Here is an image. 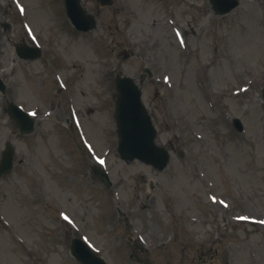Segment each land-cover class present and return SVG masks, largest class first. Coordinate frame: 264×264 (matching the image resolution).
<instances>
[{
    "label": "rangeland",
    "instance_id": "rangeland-1",
    "mask_svg": "<svg viewBox=\"0 0 264 264\" xmlns=\"http://www.w3.org/2000/svg\"><path fill=\"white\" fill-rule=\"evenodd\" d=\"M81 1L97 18L87 34L63 0H0V158L16 149L0 181V264H80L73 238L108 264H264V0L223 16L209 0ZM23 44L41 57L21 60ZM115 74L143 92L171 154L163 172L119 159ZM8 101L36 116L33 135Z\"/></svg>",
    "mask_w": 264,
    "mask_h": 264
},
{
    "label": "water",
    "instance_id": "water-1",
    "mask_svg": "<svg viewBox=\"0 0 264 264\" xmlns=\"http://www.w3.org/2000/svg\"><path fill=\"white\" fill-rule=\"evenodd\" d=\"M67 14L74 26L80 31H90L95 28V20L86 14L81 8L79 0H65ZM103 5H109L110 0H102ZM212 10L216 15H225L235 9L238 0H210ZM36 51L32 52L31 58L37 57ZM1 85V82H0ZM117 102L115 119L117 122V136L119 140L117 152L121 160L128 163L138 160L146 165L153 166L156 170L162 171L169 162L168 153L155 143L157 132L152 123L151 117L143 106L142 92L128 78H117L116 80ZM3 91V90H2ZM264 100V91H263ZM9 116L15 120L18 128L27 134L33 132L34 121L14 106L9 108ZM240 130L241 124L235 121ZM12 154L10 148L3 157L0 165V177L12 168ZM95 173L101 176L110 186L106 173L95 167ZM71 254L82 264H106L102 259L97 258L90 248L80 240H74L71 247Z\"/></svg>",
    "mask_w": 264,
    "mask_h": 264
},
{
    "label": "bare ground",
    "instance_id": "bare-ground-1",
    "mask_svg": "<svg viewBox=\"0 0 264 264\" xmlns=\"http://www.w3.org/2000/svg\"><path fill=\"white\" fill-rule=\"evenodd\" d=\"M17 92H18V95H19L20 97L28 96V95H29V93H28L25 89L18 90Z\"/></svg>",
    "mask_w": 264,
    "mask_h": 264
},
{
    "label": "snow or ice",
    "instance_id": "snow-or-ice-1",
    "mask_svg": "<svg viewBox=\"0 0 264 264\" xmlns=\"http://www.w3.org/2000/svg\"><path fill=\"white\" fill-rule=\"evenodd\" d=\"M100 163H103V161H100ZM64 219L65 220H68V217L67 216H64ZM69 223H71V221H69Z\"/></svg>",
    "mask_w": 264,
    "mask_h": 264
}]
</instances>
